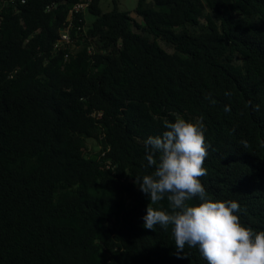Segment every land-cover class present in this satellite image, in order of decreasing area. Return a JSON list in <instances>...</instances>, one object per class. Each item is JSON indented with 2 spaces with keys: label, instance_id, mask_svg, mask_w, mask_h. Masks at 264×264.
<instances>
[{
  "label": "trees",
  "instance_id": "obj_1",
  "mask_svg": "<svg viewBox=\"0 0 264 264\" xmlns=\"http://www.w3.org/2000/svg\"><path fill=\"white\" fill-rule=\"evenodd\" d=\"M80 1L0 0V264H207L143 227L144 140L178 117L209 195L264 230V0Z\"/></svg>",
  "mask_w": 264,
  "mask_h": 264
},
{
  "label": "clouds",
  "instance_id": "obj_2",
  "mask_svg": "<svg viewBox=\"0 0 264 264\" xmlns=\"http://www.w3.org/2000/svg\"><path fill=\"white\" fill-rule=\"evenodd\" d=\"M163 128L144 140L146 166L153 171L135 181L150 201L143 227L171 226L178 258L187 246L197 248L207 264H264V230L243 224L240 203L213 198L199 179L207 174L203 122L178 117ZM165 199L168 210L160 205Z\"/></svg>",
  "mask_w": 264,
  "mask_h": 264
},
{
  "label": "built area",
  "instance_id": "obj_3",
  "mask_svg": "<svg viewBox=\"0 0 264 264\" xmlns=\"http://www.w3.org/2000/svg\"><path fill=\"white\" fill-rule=\"evenodd\" d=\"M92 0H81L78 4H76L71 11V15L77 14L80 12H87L88 8L91 5ZM72 21H69L67 28L61 30V39L60 45H70L72 43L70 29L72 27Z\"/></svg>",
  "mask_w": 264,
  "mask_h": 264
},
{
  "label": "rangeland",
  "instance_id": "obj_4",
  "mask_svg": "<svg viewBox=\"0 0 264 264\" xmlns=\"http://www.w3.org/2000/svg\"><path fill=\"white\" fill-rule=\"evenodd\" d=\"M138 0H118V6L120 7V9L122 10H127V11H131L134 12L136 6H137ZM102 8L104 11H108L112 8V1L108 0L102 3ZM86 13V19L89 23H91L94 20V17L91 16L89 13ZM133 16H135V14L133 13ZM137 18V17H135ZM140 20V19H139ZM93 142H89V147L92 148L93 146Z\"/></svg>",
  "mask_w": 264,
  "mask_h": 264
}]
</instances>
